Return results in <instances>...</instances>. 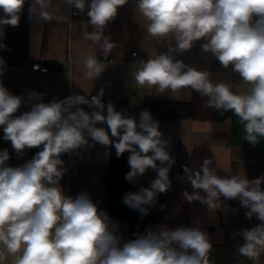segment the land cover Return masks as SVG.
<instances>
[{"label":"clouds","instance_id":"1","mask_svg":"<svg viewBox=\"0 0 264 264\" xmlns=\"http://www.w3.org/2000/svg\"><path fill=\"white\" fill-rule=\"evenodd\" d=\"M70 9L85 13L91 31L85 38L98 45L105 58L117 46L105 29L129 0H64ZM27 5L28 15L42 22L55 18L52 0H0V50L7 27H17ZM134 12L147 20V34L167 42L166 50L133 65L134 84L159 93L184 89L207 97L205 108L231 112L243 125L244 140L255 146L264 140V0H134ZM237 81L215 82L210 72L178 59L197 42ZM84 77L96 81L105 71L96 56L83 61ZM6 61L0 57V77ZM38 67V66H35ZM46 71V70H45ZM246 90H242L243 86ZM102 87L95 95L71 93L45 101L44 93L13 94L0 79V129L18 159L37 149L24 163L12 166L8 148L0 150V264L6 254L12 264H214L213 243L201 227L160 224L133 233L125 240L120 222L87 192L65 193L61 184L66 161L81 149L103 146L107 160L115 149L128 153L125 181L135 185L149 170L156 173L150 186L127 191L122 203L140 218L155 208L158 197L172 187L170 172L176 162L171 141L153 114L137 116L105 103ZM25 108L23 112L20 110ZM106 126V127H105ZM191 192L188 203L207 211L227 212L225 201L237 200L247 219L259 223L237 233L243 240L236 251L256 261L264 254V174L248 179L218 174L212 160L198 168L183 167ZM165 205L161 204L163 209Z\"/></svg>","mask_w":264,"mask_h":264},{"label":"crops","instance_id":"2","mask_svg":"<svg viewBox=\"0 0 264 264\" xmlns=\"http://www.w3.org/2000/svg\"><path fill=\"white\" fill-rule=\"evenodd\" d=\"M55 18L42 22L37 17L29 18L27 5L21 14L17 27H7L3 42L8 50H0V57L6 61L4 85L16 95L30 91L44 93L45 101L62 99L71 93L95 95L100 88L105 89L106 102L115 104L117 110H124L128 115L138 117L141 110L151 112L153 103H191L195 91L181 90L178 93L166 91L159 93L156 88H141L134 84L133 65L139 61L155 57L166 50L167 42L147 34V20L134 12V0L121 7L116 19L109 23L105 35H110L116 47L105 58L99 46L85 38L91 31L87 24V15L78 12L72 16V10L64 0H52ZM197 42L193 49L179 59L185 63L208 70L215 82L237 81L230 70L223 69L210 53L201 50ZM138 52V58L133 53ZM96 56L105 65V71L96 81L84 77L82 61L86 56ZM41 62L48 67L47 73L33 70V65ZM243 86L242 90H246ZM26 110L22 108L20 111ZM161 131L171 141V154L176 162L170 172L172 187L158 197L155 208L143 218L135 210H130L122 203L123 195L111 192L109 184L111 154L106 160L105 149L95 148L80 150V155L69 160L67 172L61 181L65 193L75 196L87 192L99 207L106 209L114 221L120 222V234L125 240L132 239L133 233L155 228L160 224L170 227L191 225L201 227L210 235L213 250L210 256L214 264H264V254L256 261L240 256L236 249L243 243L237 234L241 229H250L257 225L256 218L249 220L239 201H225L227 212L207 211L198 202L188 203L183 199L185 190L191 192L187 174L183 166L198 168L205 158L212 160V166L221 176L239 175L254 179L264 174V140L253 146L244 140L243 125L231 112L218 113L216 118H178L173 120L156 119ZM106 127V126H105ZM0 129V150L8 148L12 166L30 159L37 149L28 150L22 159H18L11 149L10 142L2 139ZM111 152V150H110ZM250 159L252 161H250ZM156 173L149 172L130 185L131 191L150 186ZM163 204L165 207L160 208ZM138 224L139 230H133L132 224ZM14 257L6 254L4 264H12Z\"/></svg>","mask_w":264,"mask_h":264},{"label":"trees","instance_id":"3","mask_svg":"<svg viewBox=\"0 0 264 264\" xmlns=\"http://www.w3.org/2000/svg\"><path fill=\"white\" fill-rule=\"evenodd\" d=\"M207 97H201L199 93H195L191 103L175 104V103H153L151 113L154 119L173 120L178 118H202L211 119L218 116V111L215 108H205L203 105ZM128 153L120 158L115 155V149H111L110 175L109 184L111 192L114 194L123 195L130 191V183L126 182L124 177L129 171L127 163Z\"/></svg>","mask_w":264,"mask_h":264},{"label":"built area","instance_id":"4","mask_svg":"<svg viewBox=\"0 0 264 264\" xmlns=\"http://www.w3.org/2000/svg\"><path fill=\"white\" fill-rule=\"evenodd\" d=\"M78 15V11L77 10H75V9H73L72 10V16H77ZM179 56H177V58H178ZM133 58H138V52H134L133 53ZM179 59V58H178ZM35 66H38V67H35ZM33 70H35V71H39V72H41V73H47L48 72V67L46 66V65H44L43 63H41V62H37V63H35L34 65H33ZM46 70V71H45ZM103 101L105 102V103H107L106 102V100L104 99V97H103ZM63 159H65V161H66V165H68V163H69V158L67 157V156H64V157H62ZM250 161H252L251 159H250ZM184 167V166H183ZM131 228L133 229V230H139V227H138V224H132L131 225Z\"/></svg>","mask_w":264,"mask_h":264},{"label":"water","instance_id":"5","mask_svg":"<svg viewBox=\"0 0 264 264\" xmlns=\"http://www.w3.org/2000/svg\"><path fill=\"white\" fill-rule=\"evenodd\" d=\"M141 233L143 232V231H140Z\"/></svg>","mask_w":264,"mask_h":264}]
</instances>
